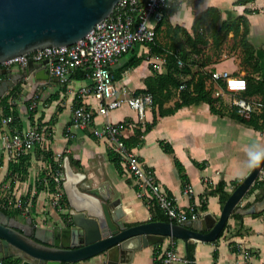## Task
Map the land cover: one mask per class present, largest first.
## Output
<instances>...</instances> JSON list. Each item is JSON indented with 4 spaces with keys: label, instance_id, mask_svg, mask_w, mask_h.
<instances>
[{
    "label": "crops",
    "instance_id": "1",
    "mask_svg": "<svg viewBox=\"0 0 264 264\" xmlns=\"http://www.w3.org/2000/svg\"><path fill=\"white\" fill-rule=\"evenodd\" d=\"M179 4L178 9L169 15V24L181 25L191 34H194L195 15L209 6L219 7L222 19L234 18L246 13L248 8L253 9L254 11L246 13L250 20L249 38L257 46V54L264 66V0H254L246 4H237L236 0H202L198 3L181 1ZM162 14L160 18L155 16L150 18V23L155 29ZM156 32L154 43L135 44L112 65L118 86L125 87L132 93H139L147 88L146 79L149 76L167 70L165 53L160 52L159 47L165 49L170 45L171 34L166 23H163ZM229 36L233 37V32ZM203 51L193 53L192 72L182 75L185 79L193 74L197 76L199 72L206 70L227 69L236 73L238 63L233 58L218 59L203 65L201 61L207 53H212V49L205 52L204 48ZM137 58H141L137 65H129ZM216 58L214 56L213 60ZM153 62H157L158 66L156 67ZM35 72L36 70H33L27 74L23 67L17 65L12 66L3 77L9 78L11 73L23 74L17 80L22 82L20 98H13L17 122L0 125V134L17 129L25 130L34 125L40 126L44 131V140L41 144L23 154V157L14 160L21 164V170L19 168L13 172L10 169L12 159L4 149H0V185L3 184L4 189L7 190L4 195H14L28 201L32 208L31 214L39 220L45 219L42 220L44 226L63 225V221H68L67 225L73 226L69 218L74 207L67 194L68 204L60 211L51 204L53 192L45 181H42L51 165L45 156L50 150L55 159L58 154L64 156L65 178V158L68 157L70 161L69 157L73 156L80 162L79 166L72 165L71 162L70 165L78 174L76 183L81 189L111 191L112 198L117 200V205L123 210L122 220L126 224L133 225L153 220L150 206L137 194L133 177L111 158L110 153L113 150L108 138L96 136L92 127L78 129L76 136H70L73 108L78 99L75 90L89 81L90 72L87 77L82 78L80 77L82 72L73 71V79L68 84L63 83L56 76H50L48 79L37 78ZM207 85L214 88L219 84L211 81L209 77ZM174 92L172 98L165 103L166 107L173 106L179 98V91L175 89ZM35 93L39 94V101L37 106L32 108L34 115L31 116L29 111L31 98ZM84 102L93 110H96L99 104L92 95L84 97ZM224 102L227 105L228 96L224 98ZM155 113L158 114L157 122L141 135L138 143L131 146L135 148L140 159L154 169L158 180L170 194L176 197L181 206L189 207L194 204L200 211V218L207 213L218 218L223 207L220 196L217 193L206 196L207 190L214 188L223 179L227 182L226 190L232 192L235 188L232 180L247 176L264 153V130L238 121L229 114L215 113L206 101L184 105L174 113L165 115H160L158 105L154 104L146 108L143 117L136 108L123 104L110 110L108 114L96 113L95 124L102 126L107 120L134 122L135 126L126 131L128 140L138 127L144 130L147 123L154 120ZM160 140L169 142L174 148V153L165 151ZM174 155L184 164L190 179L189 183L193 187L192 193L185 192V185L174 161ZM197 161L203 162L204 165L199 166ZM8 174L9 177L6 178ZM204 200L206 209H202ZM262 200H264V188H257L253 193L246 194L239 206L241 209L251 211L246 213L239 211L243 214L242 219L231 216L224 233L214 241H192L196 243V264H264ZM167 239L162 243L163 245H167ZM176 244L180 254L186 256L187 242L178 238ZM158 245L156 243L135 249L131 261L125 264H156L155 252ZM215 250L218 251L217 258L214 256ZM104 259L105 257L100 254L66 264H103Z\"/></svg>",
    "mask_w": 264,
    "mask_h": 264
},
{
    "label": "water",
    "instance_id": "2",
    "mask_svg": "<svg viewBox=\"0 0 264 264\" xmlns=\"http://www.w3.org/2000/svg\"><path fill=\"white\" fill-rule=\"evenodd\" d=\"M119 0H0V64L36 48L72 44L89 33L108 16ZM48 59L23 67L37 78L48 79ZM10 68H3L6 73ZM23 74H9L0 80V98ZM63 186L74 207L69 220L74 224L52 227L27 211V216H11L0 208V264L16 258L15 264H64L95 255L105 257L103 264H125L135 249L163 242L173 236L192 242L214 241L264 168V153L250 173L230 192L218 218L207 213L186 222L148 220L128 225L123 210L108 189H81L68 157ZM264 204V200H262ZM253 210V208H252Z\"/></svg>",
    "mask_w": 264,
    "mask_h": 264
},
{
    "label": "built area",
    "instance_id": "3",
    "mask_svg": "<svg viewBox=\"0 0 264 264\" xmlns=\"http://www.w3.org/2000/svg\"><path fill=\"white\" fill-rule=\"evenodd\" d=\"M198 3L202 0H178ZM170 0H119L113 11L84 37L72 44L50 45L36 48L27 53L6 60L2 68H11L14 64L24 67L30 60L42 62L48 59L47 71L51 76L58 77L63 83L68 84L72 78L73 70L79 67L90 68L89 81L75 90L78 99L73 108L70 123V136H76L77 130L92 127L96 136L106 137L112 150L117 154L119 163L134 179L137 194L149 206L159 207L173 222H186L200 218V211L191 204L183 207L175 196L158 180L154 169L140 159L135 148L128 144L126 131L135 126L131 121L107 120L102 126H97L96 113L108 114L110 110L123 104H129L136 108L143 117L147 107L154 105L152 91L144 90L132 93L125 87L117 84L112 65L137 43H154L156 40L155 26L150 23V18L161 17L162 9L169 5ZM182 63V60H179ZM157 67V62H153ZM3 77L0 76V80ZM211 81L219 85L213 88L215 97L224 99L232 96L228 103L236 105L241 115L250 117L252 111L264 107V102L259 97H242L238 94L247 88V79L242 74H236L227 69L211 71ZM182 83L178 91L185 88ZM92 95L99 104L93 110L84 102V97ZM238 95V96H237ZM10 102L14 104L13 98ZM39 101V94L35 93L31 98V108H35ZM15 118L14 112L6 114L3 107L0 109V125L9 124ZM44 140V131L38 126H30L25 130L6 131L0 134V149H4L9 158L17 160L26 152L32 150ZM64 156L58 154V165L54 169L50 165V179L44 178L45 182L51 181L55 185L54 203L60 209L65 208L61 198L64 190ZM264 175V168L259 176ZM53 179V180H51ZM185 192L192 193L193 187L185 183ZM9 206L20 207L23 213H27L28 201L16 198L15 201L6 197ZM5 204V203H4ZM170 237V238H169ZM166 239L167 245L158 243L155 252L156 264H189L190 259L178 251L176 240L173 236ZM66 264V263H65Z\"/></svg>",
    "mask_w": 264,
    "mask_h": 264
},
{
    "label": "trees",
    "instance_id": "4",
    "mask_svg": "<svg viewBox=\"0 0 264 264\" xmlns=\"http://www.w3.org/2000/svg\"><path fill=\"white\" fill-rule=\"evenodd\" d=\"M250 1L254 0H236V3L246 4ZM179 3L180 1H170L169 5L164 8L162 18L156 26V30H158L163 23H166L171 34L170 45L165 49L159 47V51L165 53L167 70L163 73H155L154 75L149 76L146 79L147 88H145V90L153 92L154 104L158 105L160 115L174 113L178 108L184 105L192 104L196 101H206L209 103L210 108L213 112L219 114H229L232 118L238 121L247 123L248 125H251L256 129L264 130V107L255 109L254 111H252L250 117H245L240 114L236 105H230L229 103H227L226 105L224 99L215 97L213 95V86L207 85V80L211 76V71H202L199 72L197 76L193 74L190 78L187 79L182 76L192 72L191 63L193 61V53L204 52V47H210L212 49V53H207L201 63L205 65L213 61H217L218 58H216V60H213L214 56L217 55L218 57L221 54L224 43L226 42L229 34L233 32V45L239 47L242 52L241 63H247L251 65V70L247 71L244 75L247 79V88L241 91L238 95L247 98L252 96H259L261 101L264 102V66L261 64V59L257 54V46L249 38L250 20L246 14L254 10L248 8L246 9V13L244 14L237 15L234 18L230 19H222L220 8L217 6H209L208 8L195 15L193 23L194 34H191L185 27L181 25L173 26L169 24L168 17L171 13L178 9L180 5ZM153 47L157 48L156 45H153ZM179 60H182V63H180ZM140 61L141 58H137L134 61L130 62L129 65H137ZM2 69V64H0V76L4 77L5 73L2 72ZM75 70L78 72H82V74L80 75V77L82 78L87 77L88 73L91 71L90 68L81 69L80 67ZM75 70L73 71L75 72ZM21 83L22 82L19 81L14 86L10 87V90L0 98V108L3 107L4 113L8 114L11 112V110L14 112L15 118L12 121V123L14 124L17 122V113L14 108V104L9 101V98L19 97V92L21 91ZM182 83H185L186 86L185 88L179 90V98L175 101L173 106L166 107L165 103L172 98L173 94L175 93V89L178 90ZM29 111L30 115L33 116L34 110L31 108ZM157 119L158 114L155 113L154 120L152 122H148L144 130L138 127L135 130L134 135L127 140L128 144L135 145L136 143H138L140 141L141 135L145 131L151 129L157 122ZM160 144L165 151L174 153V148L169 142L160 140ZM110 155L111 158L120 167L117 154L114 151H111ZM45 156L47 157V159H49L52 168L55 169L58 165V160L54 158L53 152L49 150L45 153ZM20 157H23V155H21ZM69 158L72 165H80V162L76 161L73 156H70ZM174 161L180 172L183 184L185 185V183L189 182L190 179L188 174L186 173L184 164L176 155H174ZM196 163L199 166L204 165L203 162L197 161ZM20 165V163H16L14 160H12L10 169L13 172L19 170V168L21 170ZM48 174L49 172L44 175L42 181H44L45 177H48ZM8 177L9 174L6 178ZM242 179L243 178L233 179L232 184L236 187L242 181ZM226 184L227 182L225 180H220L214 188L207 190L206 196H208L209 194L217 193L220 196L222 204H224L230 194V192L226 190ZM257 188H264V176H259L255 180L254 184L251 186L247 194L253 193ZM50 189L55 190V185L53 184ZM61 201L64 206H67L68 199L65 192L61 198ZM206 207L207 205L204 200L202 202V209H206ZM0 208L11 216H18L23 212V209L20 207L9 206L6 199L0 200ZM150 208L153 213V220L170 221V218L159 207L150 206ZM64 215L66 216V214ZM232 217L242 219L243 214L235 210L232 214ZM227 226L228 222L225 228L222 230L220 236L224 233ZM173 238L175 240H178L177 237ZM186 245V256L190 259L189 264H196V243L187 242ZM214 256L215 258L218 257L217 250H215ZM18 261V258L13 260L10 257L6 259V264H15Z\"/></svg>",
    "mask_w": 264,
    "mask_h": 264
},
{
    "label": "rangeland",
    "instance_id": "5",
    "mask_svg": "<svg viewBox=\"0 0 264 264\" xmlns=\"http://www.w3.org/2000/svg\"><path fill=\"white\" fill-rule=\"evenodd\" d=\"M205 48V52H207V51H210L211 49H209L208 48V46L207 47H204ZM264 49V48H263ZM216 57H217V55H215ZM241 57H242V52H241V49L239 48V47H237V46H234L233 45V38L232 37H228L227 38V40H226V42L224 43V45H223V50H222V52H221V54L217 57L218 59H225V58H233L237 63H238V67L235 69V71H236V73L237 74H242V75H245L246 74V72L247 71H249V70H251V65H249V64H247V63H241ZM1 64H4V62L3 63H1ZM15 66H17V64H14V66L13 67H15ZM227 97V96H226ZM232 96H228V100H230V98H231ZM20 98V97H19ZM64 160V159H63ZM65 162V161H64ZM49 170H50V166H49ZM49 172V171H48ZM50 173L48 174V179H50ZM64 180H65V174H64ZM46 184H47V186L48 187H52V183H51V181H48V182H45ZM5 188V186L3 185V184H1L0 185V200H3V199H6V197H8L9 199H11V200H13V201H15L16 200V198L17 197H15L14 195H8V194H6V195H4L5 194V191H7L6 189H4ZM10 194V193H9ZM8 195V196H7ZM54 193H53V196H52V198H51V204L53 205V206H56L57 208H58V210H63V209H60L57 205H55V203H54ZM24 200V199H23ZM29 203V202H28ZM27 207H28V211H30L31 212V210H32V208H31V206L28 204L27 205ZM64 207H66V206H64ZM25 215H27V213H21V214H19L18 216L19 217H25ZM36 217V216H35ZM43 221L45 220V219H42ZM41 220V222H43ZM44 223V222H43Z\"/></svg>",
    "mask_w": 264,
    "mask_h": 264
}]
</instances>
